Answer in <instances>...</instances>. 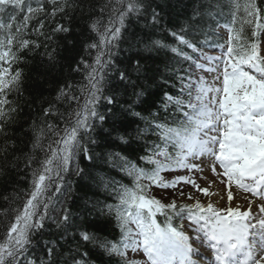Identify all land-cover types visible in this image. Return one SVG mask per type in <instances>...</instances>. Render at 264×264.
<instances>
[{
	"label": "snow or ice",
	"instance_id": "6c2138e0",
	"mask_svg": "<svg viewBox=\"0 0 264 264\" xmlns=\"http://www.w3.org/2000/svg\"><path fill=\"white\" fill-rule=\"evenodd\" d=\"M188 4L183 22L177 26L169 20V28L155 0H112L103 31L99 19L87 25L96 34L85 45L96 50L92 63L81 58L71 66L72 72L84 74V83L65 81L54 96L37 95L26 102L37 113L23 121L30 134L29 150L22 153L25 168L31 169L30 188L16 208L11 205L21 199V190L3 197L8 207L0 211L10 219L0 239V264H264V9L257 0ZM84 8L91 11L96 5L85 0H0V179L20 162L19 156L9 157L17 150L20 137L11 129L22 123L23 108L9 96L22 94L24 74L18 65L23 54L43 47L45 67L57 70L60 61L56 49L48 51L49 43L72 29L55 22L56 17ZM133 19L142 25L144 38L136 43L143 48L120 66L112 49L127 30L125 21ZM209 21L228 30L224 43L209 39L219 35L206 28ZM46 23L54 26L45 31ZM158 31L172 37L175 46L154 39ZM215 49L221 55L211 54ZM162 51L188 67L176 76L179 92L165 91L154 111L155 103L145 107L146 96L160 73L149 68L143 52ZM73 103L74 110L61 111ZM101 106L106 111H99ZM149 133L156 139L141 144ZM134 144L144 152L136 159L128 151ZM96 147L105 164L132 178V186L100 174L96 186L107 194L105 200L110 196L115 203L97 198L81 215L61 198L73 190L68 177L85 174L80 159L95 162L100 155ZM205 163L226 185L225 207L211 199L202 203L192 193L186 197L191 203H165L151 195L153 186L176 189L181 183L207 197L219 195L191 176L167 180L162 175L202 172ZM233 186L258 198L255 212V201L243 210L233 205ZM113 218L119 236L108 239L101 233Z\"/></svg>",
	"mask_w": 264,
	"mask_h": 264
},
{
	"label": "trees",
	"instance_id": "16d2710c",
	"mask_svg": "<svg viewBox=\"0 0 264 264\" xmlns=\"http://www.w3.org/2000/svg\"><path fill=\"white\" fill-rule=\"evenodd\" d=\"M85 2L94 3L96 5V9L90 11L89 9L84 8L75 12L70 11L65 14L63 18L59 15L56 17L55 22L63 23L65 27H70L72 29L71 33L57 34L49 43L48 51L56 49L57 56L60 61L57 70H49L45 67L47 63L46 58H43L40 55L45 51L43 47L35 53H24L23 61L18 65L24 74V84L21 90L22 94L11 95L9 96V99L15 101L23 108L21 113L22 123L11 129V131H14L20 139L16 140L17 150L12 152L9 159L11 160L12 156H19L20 162L18 169L9 170L8 176L4 179H0V210L8 207L3 200L4 196L14 195L16 190H21V199L15 201L11 205L13 208H16L23 203L24 199H26V197L23 196V191H27L30 188L31 169L25 168L22 156V153H27L29 150L30 144H28V141L30 139V134L27 131L28 124L23 123V121H30L31 117H34L37 113L35 111L30 112L29 108L26 106V102L30 98H35L37 95H43L45 97L54 96L56 86L64 83L65 81L71 82L73 85L84 83V74L82 72H72L71 66H74L81 58L91 64L97 54L96 50L85 49L86 44L91 43L96 39V34L91 33L87 25L90 20L99 19L102 21L101 31H103V26H106L109 20V8L112 6V0H85ZM155 3L161 6L164 23L169 28H172L173 26L172 23H168L169 20L176 23L178 26L179 23L183 22L184 14L186 12H190L191 8V5L188 4V0H155ZM257 3L262 9H264V0H257ZM101 7H104L103 14L99 12V8ZM224 17L225 18L221 19L220 22H226V12L224 13ZM52 26H54V24L50 25L49 23H46L45 31H49ZM125 26L127 30L123 31L121 39L117 41L116 46L112 49L113 61L120 66H123V62L127 57L133 55L135 52L142 51L143 48L142 45L136 43L137 39L144 38V32L142 31V25L140 22H137L134 19L132 21L126 20ZM208 27L214 30L215 24L209 21L208 25H206V28ZM31 38L35 39L36 37L33 35ZM153 38L161 39L169 45L175 46V41L166 32L158 31ZM263 38H260L261 43L263 42ZM199 39L204 40V36H200ZM209 39L217 40L218 37L209 35ZM69 41H71V43H69ZM143 55L148 58L147 62L149 68L158 69L160 73V75L155 77V83L151 84L148 89L149 94L146 96L145 107H149L155 103L157 107L153 110L159 111L158 106L163 93L165 92L164 90H168L169 86L180 87V82L176 79V76L180 74L181 69L187 68L188 65L184 62L177 63L171 52H143ZM83 100L84 96L81 95L80 102L82 103ZM76 107L77 105L75 103H73L70 108L65 105L61 107V111L67 113L74 110ZM99 111L104 112L106 111V108L101 106ZM59 126L63 128L64 124L60 122ZM140 126L143 127V124ZM104 127H108V125L106 124ZM155 139L156 137L149 133L141 141V144ZM45 143H47V141H45ZM128 151L131 153L130 158L132 159H136L137 155L144 154V152L140 150L139 146L135 144L132 145ZM95 152L100 154L96 158L95 162H87L83 158L80 159V168L85 169V174L82 178L76 175L73 177V196H71V198H73L72 200H69V204H65L66 206H70L74 213H80L81 215H84L85 210L90 207L91 201H94L97 198L101 201H105L106 203H115V200L112 197L105 200V198L100 196V188L96 186V181L99 175L104 174V176H107L110 174V170H112V168L104 163L101 148L96 147ZM36 155L41 159L43 158L42 152L36 153ZM137 162H139V164L143 163L139 160H137ZM2 163L3 161L0 160V164ZM33 167H35V165H33ZM118 173H121L118 177L120 182L132 179L122 172L118 171ZM131 181H125L126 184L124 185L132 186ZM77 196L82 198L79 200ZM72 201H75V203H72ZM9 219L10 218H6L3 215V212L0 211V239H3L5 235V224L8 223ZM89 219L91 220L92 217H89ZM97 227H100L99 223L97 224ZM101 234L108 239L118 238L119 230L116 226L114 218L111 221V226L106 228ZM44 238L47 239V237ZM37 239H39V237H37ZM105 259L107 260V258Z\"/></svg>",
	"mask_w": 264,
	"mask_h": 264
},
{
	"label": "rangeland",
	"instance_id": "374dc122",
	"mask_svg": "<svg viewBox=\"0 0 264 264\" xmlns=\"http://www.w3.org/2000/svg\"><path fill=\"white\" fill-rule=\"evenodd\" d=\"M213 55H217V54H213ZM190 174H191V176H195L194 179H195L196 183L200 187H202V188L203 187H209V191L211 193H219L220 194V192L222 190L227 192L225 190L226 189V185L220 183V178L215 176L212 173L211 169H207V171H205L203 173L202 172H200V173L191 172ZM69 179L73 180V177L70 176ZM232 190H233V195H234V200H233L232 203H233L234 206L236 204H239L241 206L242 210H243V209L247 208L248 202L250 200L254 201L247 193L243 192V190L237 189V188H235V186H233ZM182 191L184 192V197L180 196V191L178 192L177 196L183 198L184 200L186 199V197L188 196L189 193H192L193 197L195 199L201 200L202 203H207L209 199H211L214 203H216L218 207H225L227 205V203H228L226 198H224L223 195H220V197L223 196V199L220 198L219 201H216V199L214 197H216V196L218 197V195H212L210 197H207L204 194H202L200 192H197L196 189L192 185H185V187H183ZM71 193H73V191ZM164 195H166L165 192L163 194H160L158 196V198L161 199V200H164ZM77 197H78L79 200H80V198H82L80 196H77ZM166 197H167V199H165V201L167 203L170 202V200H171L170 196L167 194ZM245 197H247V199H245ZM82 200H84V199H82ZM187 202L191 203L193 201L187 200ZM65 204H67L66 201H65ZM257 205H258V202L254 203V205H253V211L254 212L256 211ZM130 256H131V254H130ZM136 258L138 259V257H136Z\"/></svg>",
	"mask_w": 264,
	"mask_h": 264
},
{
	"label": "bare ground",
	"instance_id": "6f19581e",
	"mask_svg": "<svg viewBox=\"0 0 264 264\" xmlns=\"http://www.w3.org/2000/svg\"><path fill=\"white\" fill-rule=\"evenodd\" d=\"M220 195H223L224 196V198H226V200H227V192H225V191H221L220 192V194L218 195V197L216 196V197H214L215 199H216V201H219L220 200ZM115 235V234H114Z\"/></svg>",
	"mask_w": 264,
	"mask_h": 264
}]
</instances>
